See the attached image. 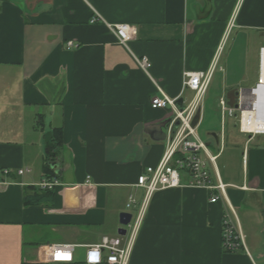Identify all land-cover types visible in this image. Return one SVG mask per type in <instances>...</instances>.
<instances>
[{
	"label": "crops",
	"instance_id": "0c3cea01",
	"mask_svg": "<svg viewBox=\"0 0 264 264\" xmlns=\"http://www.w3.org/2000/svg\"><path fill=\"white\" fill-rule=\"evenodd\" d=\"M96 16L101 22L92 23ZM108 24L134 27L136 35L122 46ZM229 30L263 42L264 0H0V264H44L53 244L77 245L82 257L85 246L121 236L128 196L136 199L133 214L144 200L138 176L164 153L171 111L152 109L151 97L160 89L183 107L194 94L183 74L209 71ZM67 42L78 47L68 50ZM261 47L246 54L258 59ZM232 51L225 73L213 70L196 132L212 84L218 104L235 105L240 90L227 84L243 76L232 77ZM55 128L64 177L51 203L24 205L26 187L43 191L37 185ZM207 130V149L222 145L214 127ZM256 137L242 151L241 177L216 164L225 149L207 164L213 184L226 186L247 251L222 250L224 206L209 202L213 192L172 188L149 198L128 264H264V139Z\"/></svg>",
	"mask_w": 264,
	"mask_h": 264
},
{
	"label": "built area",
	"instance_id": "2783aa9c",
	"mask_svg": "<svg viewBox=\"0 0 264 264\" xmlns=\"http://www.w3.org/2000/svg\"><path fill=\"white\" fill-rule=\"evenodd\" d=\"M91 22H101V19L96 16ZM107 27L122 46L136 35V29L125 24H108ZM77 47L78 45L73 42L66 43L68 50ZM219 54V52L216 54L214 64L209 71L183 74V87L194 93L188 102H183V107L178 108V100L168 98L160 89L157 95L151 97V108L162 110L169 108L171 120L167 127L164 153L160 162L153 168H146L137 178L136 186L145 191L144 200L135 214L127 211L131 219L124 226L125 235L103 237L98 243L85 246L82 257L76 254L77 245H48L44 264H128L151 195L160 190L182 187L213 192L210 194L209 202H221L224 206L221 227L222 250L227 253L241 249L247 251L237 213L227 198L226 186L219 180L216 184L212 182L207 164H213L217 156L210 154L206 145L196 135V129L202 120V101ZM138 63L145 71L149 67L146 59H141ZM219 107L222 118L225 115L238 118V128L241 133L249 134V137L264 136V47L258 52V74L255 83L250 88L238 92L234 106H228L224 99H220ZM250 125H255V129H244V126ZM24 172L20 170L18 174L22 175ZM3 173L7 174L8 171L4 170ZM58 184L57 179H44L37 186L41 190H53ZM135 204V197L129 195L125 208L131 209Z\"/></svg>",
	"mask_w": 264,
	"mask_h": 264
},
{
	"label": "rangeland",
	"instance_id": "374dc122",
	"mask_svg": "<svg viewBox=\"0 0 264 264\" xmlns=\"http://www.w3.org/2000/svg\"><path fill=\"white\" fill-rule=\"evenodd\" d=\"M252 35L253 34L251 32H248V33L238 34V36H236V30H229L227 31V33L225 34L222 40V48L220 50V54L216 62L215 68L218 69L219 71L225 69L223 62L227 56L229 58L230 50L233 47V51L230 55V61L233 63V65L236 68L235 72L233 70V72L236 74L232 75V77L239 79L241 76H243V80L239 82V84L228 83L227 84L228 86L226 88L227 91L228 88L230 87L236 88L238 90L248 89L257 80V74H258L257 55H255L254 57L251 52H249V54H246V47L249 46L250 47L249 50L253 48L255 51L257 50V48L264 46V41L261 42L258 46L257 45L255 46V44L251 42ZM260 35L262 34L260 33ZM260 38L261 36L259 37V39ZM262 38H264V34ZM234 39H237L235 45H234ZM224 71L225 70H223V72ZM230 72L227 69L226 73L229 78H231ZM218 93H219V89L217 90L214 84H212L209 89L208 101L205 104V106H203L204 121L197 130L196 135L203 142L212 143L213 141L208 135L209 132L207 130V127H214V130L216 131L215 134H218L217 135L218 137L222 136L221 140L223 141V143L222 145L220 144L218 146L212 144L211 146L208 147V150L210 151V154L217 155L220 152V149L221 151L225 149V154L221 157V159L218 162H216V164H220L221 162L224 163L226 167L225 173L228 175V177H232L233 179H236L238 177H241L242 175V161H243L242 151L244 150V148L247 149L248 147H250L252 142L249 144L247 142L246 144V141H248L250 135L243 134L239 131L237 117L236 118L228 117L227 115H225L222 118L221 110L218 104V98H216V96H218ZM186 96L188 97L187 99L190 100L192 94ZM254 137L255 136H253V138ZM255 139H264V136H259L256 137ZM212 168L213 169L210 168L211 172L215 175L214 166H212ZM127 211L132 212V209H128Z\"/></svg>",
	"mask_w": 264,
	"mask_h": 264
},
{
	"label": "trees",
	"instance_id": "16d2710c",
	"mask_svg": "<svg viewBox=\"0 0 264 264\" xmlns=\"http://www.w3.org/2000/svg\"><path fill=\"white\" fill-rule=\"evenodd\" d=\"M62 150V130L60 128H55L51 131L49 144H48V153L46 155V162L43 167L45 179H57L58 177L54 172L49 168L48 163L54 161L56 156ZM54 197L53 190H43L35 188L34 186H29L25 188L23 203L27 206H35L41 204L51 203Z\"/></svg>",
	"mask_w": 264,
	"mask_h": 264
},
{
	"label": "water",
	"instance_id": "95a60500",
	"mask_svg": "<svg viewBox=\"0 0 264 264\" xmlns=\"http://www.w3.org/2000/svg\"><path fill=\"white\" fill-rule=\"evenodd\" d=\"M165 136H166V132L163 133V136H162L163 141H165ZM213 137L215 138L216 142H218V136H215L213 134ZM61 156H62V153L60 152L56 156L54 161H51L48 163L49 168L54 172V174L58 178H63L64 177L63 173L65 172V169H63V167H65V165L62 161ZM60 167H62V168H60ZM130 219H131V215L127 212H123L119 215V224L121 227L117 231L118 235H121V236L125 235L126 230L123 227L129 223Z\"/></svg>",
	"mask_w": 264,
	"mask_h": 264
},
{
	"label": "bare ground",
	"instance_id": "6f19581e",
	"mask_svg": "<svg viewBox=\"0 0 264 264\" xmlns=\"http://www.w3.org/2000/svg\"><path fill=\"white\" fill-rule=\"evenodd\" d=\"M244 129H247V130H254L255 129V125H250L248 127L244 126ZM264 129V128H263Z\"/></svg>",
	"mask_w": 264,
	"mask_h": 264
}]
</instances>
